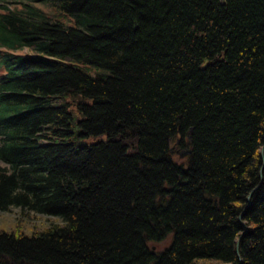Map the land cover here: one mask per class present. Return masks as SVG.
Instances as JSON below:
<instances>
[{"label": "trees", "instance_id": "1", "mask_svg": "<svg viewBox=\"0 0 264 264\" xmlns=\"http://www.w3.org/2000/svg\"><path fill=\"white\" fill-rule=\"evenodd\" d=\"M0 139V264H264V0H0Z\"/></svg>", "mask_w": 264, "mask_h": 264}, {"label": "rangeland", "instance_id": "2", "mask_svg": "<svg viewBox=\"0 0 264 264\" xmlns=\"http://www.w3.org/2000/svg\"><path fill=\"white\" fill-rule=\"evenodd\" d=\"M102 73L103 71L98 69H94L91 72H89V74H91L93 77H96L98 74H102ZM67 103L70 104L68 107L69 111L75 117V123H74L75 136L73 137V144L77 148L92 146L100 143L101 141L106 140V136H101V137L92 136L88 138L80 136L81 127L79 125V122L81 121L82 114L81 112H79L77 108V104L79 103L92 104V100H82L79 96L68 95L63 100L57 101L55 103V106L66 105ZM176 160L181 164L184 165L187 164L186 158L180 159L178 156H176ZM0 166H2L1 162H0ZM49 224L50 223L45 217H41L33 213H29V214L27 213L23 217L20 208H12L10 213L0 212V232H9V233L14 232L16 233V235H20L19 232H23L28 236H32V234L36 231L41 232L45 230V228H47ZM170 243H171V237L160 245H152L151 248H153L155 252H160L166 249L170 245Z\"/></svg>", "mask_w": 264, "mask_h": 264}, {"label": "water", "instance_id": "3", "mask_svg": "<svg viewBox=\"0 0 264 264\" xmlns=\"http://www.w3.org/2000/svg\"><path fill=\"white\" fill-rule=\"evenodd\" d=\"M178 145H180V140L176 143V145L173 148L175 149ZM178 153L181 159H185L187 156L191 154L190 151H186V150L179 151ZM263 156H264V149H263Z\"/></svg>", "mask_w": 264, "mask_h": 264}]
</instances>
